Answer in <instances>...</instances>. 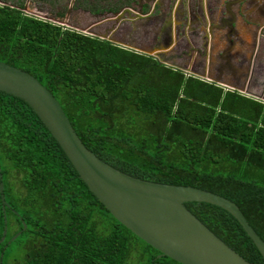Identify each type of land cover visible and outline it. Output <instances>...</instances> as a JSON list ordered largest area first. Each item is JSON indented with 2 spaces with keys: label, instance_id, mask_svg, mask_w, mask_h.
<instances>
[{
  "label": "trees",
  "instance_id": "1",
  "mask_svg": "<svg viewBox=\"0 0 264 264\" xmlns=\"http://www.w3.org/2000/svg\"><path fill=\"white\" fill-rule=\"evenodd\" d=\"M74 1V8L92 14L136 3ZM21 3L0 0V62L49 90L89 151L130 176L228 199L264 241L262 102L32 16ZM64 11L53 19L62 21ZM0 170L8 205L3 212L0 200V239L7 228L0 264L4 246L19 232L14 242L25 255L16 264H130L135 258V264H178L158 258L157 250L119 224L29 106L2 92ZM185 207L246 261L264 264L227 212L204 203Z\"/></svg>",
  "mask_w": 264,
  "mask_h": 264
},
{
  "label": "water",
  "instance_id": "2",
  "mask_svg": "<svg viewBox=\"0 0 264 264\" xmlns=\"http://www.w3.org/2000/svg\"><path fill=\"white\" fill-rule=\"evenodd\" d=\"M125 12L130 15L128 10ZM121 16V13H115L106 19L114 21L112 17L118 20ZM133 17L140 18V11ZM93 37L113 43L106 35ZM166 49L141 52L160 64L172 67L163 58ZM184 71L186 76L192 75ZM0 92L29 106L87 189L119 224L157 250L160 253L158 258L167 257L178 264H252L227 246L185 207L187 203H204L224 210L236 220L264 260V241L235 203L196 187L145 181L111 167L83 145L49 90L30 74L3 62H0ZM0 200L5 212L8 205L4 199L1 170ZM25 228L23 225V230ZM6 230L5 226L0 244L5 239Z\"/></svg>",
  "mask_w": 264,
  "mask_h": 264
},
{
  "label": "flooded vegetation",
  "instance_id": "3",
  "mask_svg": "<svg viewBox=\"0 0 264 264\" xmlns=\"http://www.w3.org/2000/svg\"><path fill=\"white\" fill-rule=\"evenodd\" d=\"M86 12L113 44L141 54L167 48L170 68L264 103V0H136L117 12ZM115 13L122 16L109 24Z\"/></svg>",
  "mask_w": 264,
  "mask_h": 264
},
{
  "label": "rangeland",
  "instance_id": "4",
  "mask_svg": "<svg viewBox=\"0 0 264 264\" xmlns=\"http://www.w3.org/2000/svg\"><path fill=\"white\" fill-rule=\"evenodd\" d=\"M20 2H22L21 4L24 5L23 11L32 16H35L43 20L52 21L63 27L74 29L86 35H91V36L102 35V34H98V32H96V29H94L96 27L95 23L99 21V18H95L94 16L89 15L88 12H86L88 10H85L82 7L78 9L74 8L75 7L74 0H57L52 4L51 2L44 3L39 0H20ZM64 7H65L64 19L62 21H55L53 19V15L63 12ZM128 19L129 18H127V20ZM106 20L109 21V22L107 21L109 24L111 23L109 19ZM158 24L157 26H159ZM110 35H111V31L107 33V37H109ZM116 35L113 37L116 38ZM121 38L122 36H120L119 39ZM145 40H146L145 43L151 44L153 39L150 36L146 35ZM10 229L11 231H14L16 229L13 223H11ZM12 238L7 242V245L4 246V254H2L4 255L3 257L4 264H16L17 262H21L23 256L25 255L23 246L12 241ZM134 245H136V247H139V245L136 243H134ZM134 261H136V258L133 260V262L131 260L130 264L131 263L135 264Z\"/></svg>",
  "mask_w": 264,
  "mask_h": 264
},
{
  "label": "crops",
  "instance_id": "5",
  "mask_svg": "<svg viewBox=\"0 0 264 264\" xmlns=\"http://www.w3.org/2000/svg\"><path fill=\"white\" fill-rule=\"evenodd\" d=\"M224 92H229V91H231V90H223ZM232 92V91H231ZM240 95H242L241 93H239ZM257 101V100H256ZM260 101V100H259ZM263 103V102H262ZM264 104V103H263Z\"/></svg>",
  "mask_w": 264,
  "mask_h": 264
}]
</instances>
